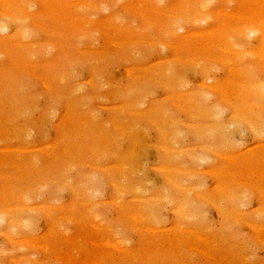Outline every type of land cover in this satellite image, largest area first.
I'll return each mask as SVG.
<instances>
[{
  "label": "rangeland",
  "instance_id": "374dc122",
  "mask_svg": "<svg viewBox=\"0 0 264 264\" xmlns=\"http://www.w3.org/2000/svg\"><path fill=\"white\" fill-rule=\"evenodd\" d=\"M0 25V264H264V0Z\"/></svg>",
  "mask_w": 264,
  "mask_h": 264
},
{
  "label": "bare ground",
  "instance_id": "6f19581e",
  "mask_svg": "<svg viewBox=\"0 0 264 264\" xmlns=\"http://www.w3.org/2000/svg\"><path fill=\"white\" fill-rule=\"evenodd\" d=\"M150 1V0H149ZM202 4V3H201ZM207 16V15H206ZM10 17V16H9ZM12 19H13V17H12ZM182 19V18H181ZM16 21H18L17 19H16ZM110 22V21H109ZM10 23V22H9ZM2 24V23H1ZM110 24V23H109ZM193 24V23H192ZM5 25V24H4ZM42 26V25H41ZM0 27H1V25H0ZM112 27V26H111ZM3 30H4V28H3ZM24 31V30H23ZM5 32V31H4ZM242 32V31H241ZM1 33V32H0ZM22 33V32H21ZM24 33V32H23ZM22 33V34H23ZM174 33V32H173ZM176 33V32H175ZM3 34V33H2ZM202 35V34H201ZM23 36V35H22ZM22 38V37H21ZM23 38H24V36H23ZM186 38V37H185ZM166 45H167V43H166ZM35 46V45H34ZM95 52V51H94ZM218 89V88H217ZM168 150V149H167ZM132 157V156H131ZM162 169V168H161ZM163 170V169H162ZM185 172V171H184Z\"/></svg>",
  "mask_w": 264,
  "mask_h": 264
}]
</instances>
